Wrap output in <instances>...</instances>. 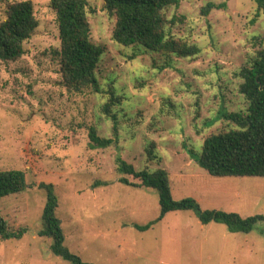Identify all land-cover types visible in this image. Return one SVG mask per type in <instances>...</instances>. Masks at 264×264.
Returning <instances> with one entry per match:
<instances>
[{"label": "rangeland", "instance_id": "374dc122", "mask_svg": "<svg viewBox=\"0 0 264 264\" xmlns=\"http://www.w3.org/2000/svg\"><path fill=\"white\" fill-rule=\"evenodd\" d=\"M31 1L38 26L24 55L0 62V171L25 173L26 189L0 199L8 230L20 239H0V264H72L39 235L46 204L41 184L57 198L63 247L89 264H264V222L248 233L225 225H202L191 211L160 216L156 191L119 182L118 158L136 171L164 169L174 201L193 199L202 211L264 216V177H212L195 162L204 139L236 128L225 113L245 114L240 70L255 56L264 34L255 0H179L168 35L199 47L193 59H169L111 38L114 18L103 0H87L92 41L105 48L96 72L98 92L69 93L61 85L58 29L50 0ZM219 6L203 15L207 4ZM110 91L120 99L113 122L102 106ZM111 139L89 147V129ZM153 143V160L146 149ZM148 227V229H144Z\"/></svg>", "mask_w": 264, "mask_h": 264}, {"label": "trees", "instance_id": "16d2710c", "mask_svg": "<svg viewBox=\"0 0 264 264\" xmlns=\"http://www.w3.org/2000/svg\"><path fill=\"white\" fill-rule=\"evenodd\" d=\"M258 13L264 15V0H255ZM179 0H103L102 10L114 18L112 40L121 47L141 46L146 51L169 59L171 55L179 59L196 58L200 49L188 41L172 37L167 27L179 20L168 19L170 8H177ZM49 6L55 14L58 29L59 61L61 85L69 93H80L86 88L98 92L96 72L105 48L92 41L91 28L87 16V0H50ZM207 4L202 9L207 15L218 8ZM38 26L34 6L31 1L8 3L5 19L0 22V62H15L24 55V43ZM256 53L250 66L239 72L242 80L238 92L247 102L245 114L225 113L222 117L236 128L207 136L201 147V154L195 162L212 177H264V34L254 39ZM120 99L110 91L108 102L101 111L113 122L112 131L117 133L116 116L112 108ZM89 147L106 148L111 139L98 137L94 128L89 129ZM155 145L146 149L148 160H153ZM117 172L121 174V184L147 188L156 191L159 199L160 216L170 213L191 211L202 225L223 224L231 233H248L257 222H264V216L243 219L233 213L222 211H202L193 199L174 201L168 186V174L164 169L136 171L134 167L118 158ZM46 192V204L42 215L41 237L52 240V252L72 263L82 262L63 247V235L59 221L55 217L57 198L51 185L38 186ZM26 189L25 173L20 170L0 171V199L19 194ZM144 229H148L145 227ZM24 229L8 230L0 216V239H20Z\"/></svg>", "mask_w": 264, "mask_h": 264}, {"label": "crops", "instance_id": "0c3cea01", "mask_svg": "<svg viewBox=\"0 0 264 264\" xmlns=\"http://www.w3.org/2000/svg\"><path fill=\"white\" fill-rule=\"evenodd\" d=\"M208 225V224H207Z\"/></svg>", "mask_w": 264, "mask_h": 264}]
</instances>
